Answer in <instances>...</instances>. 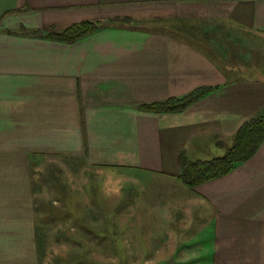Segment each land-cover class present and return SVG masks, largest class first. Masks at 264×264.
Instances as JSON below:
<instances>
[{
  "label": "crops",
  "instance_id": "0c3cea01",
  "mask_svg": "<svg viewBox=\"0 0 264 264\" xmlns=\"http://www.w3.org/2000/svg\"><path fill=\"white\" fill-rule=\"evenodd\" d=\"M82 22L107 27L46 37ZM201 88L182 112L142 109ZM259 116L264 0H0V264H45L57 213L91 227L107 196L93 170L114 173L117 228L148 264H264V143L222 178L180 180ZM54 159L78 164L68 184L45 174Z\"/></svg>",
  "mask_w": 264,
  "mask_h": 264
},
{
  "label": "rangeland",
  "instance_id": "374dc122",
  "mask_svg": "<svg viewBox=\"0 0 264 264\" xmlns=\"http://www.w3.org/2000/svg\"><path fill=\"white\" fill-rule=\"evenodd\" d=\"M57 163L53 166L45 165V174L50 173L51 169L58 171V175L64 180V184H68L67 178L71 174L72 169L78 167L77 163H68L63 159H54ZM58 165V166H57ZM96 178V184L103 185L102 189L107 196L102 199L105 211L103 213L88 214L91 221L88 223L91 227L84 228L78 221L66 220V213H57L63 221H55L44 227L45 239L43 244V257L45 264H148L147 261L139 259L140 245L133 244L132 236L133 230L117 228L116 223V180L112 172L95 171L91 173ZM98 179V180H97ZM100 180V181H99ZM80 182H76L78 184ZM52 200L51 195L47 194L44 198L45 204ZM60 208L64 202L60 201ZM45 209L49 208L46 207ZM50 206V204L48 205ZM45 218L53 214L43 213ZM75 216H82V214H74ZM139 215V214H137ZM122 217V215H121ZM124 223L129 224L134 220L133 214H123ZM70 225V227H69ZM77 226V227H76ZM124 231V235H121ZM126 231V232H125ZM137 235L138 229L134 230ZM144 235L146 230H143ZM142 235V236H144ZM123 237V238H122ZM146 249V245L144 247ZM117 251L121 252V259L117 258ZM123 252V254H122ZM126 255L127 258L126 259ZM122 257H124L122 259ZM156 263L164 264L165 262L157 261ZM171 263V262H167ZM174 263V262H173ZM180 263L181 262H177Z\"/></svg>",
  "mask_w": 264,
  "mask_h": 264
},
{
  "label": "trees",
  "instance_id": "16d2710c",
  "mask_svg": "<svg viewBox=\"0 0 264 264\" xmlns=\"http://www.w3.org/2000/svg\"><path fill=\"white\" fill-rule=\"evenodd\" d=\"M127 21V19H124L121 22ZM104 27H107V25L101 22H82L69 27L62 33H52L46 37L54 41L73 43ZM212 91H214V88L197 89L181 99L152 104L142 109L149 112H182ZM263 143L264 116H259L241 126L232 146L226 150L222 158L195 163L183 161L180 180L187 188L195 189L202 184L222 178L253 158Z\"/></svg>",
  "mask_w": 264,
  "mask_h": 264
}]
</instances>
